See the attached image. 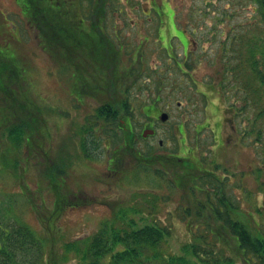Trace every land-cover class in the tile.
<instances>
[{
  "label": "rangeland",
  "instance_id": "1",
  "mask_svg": "<svg viewBox=\"0 0 264 264\" xmlns=\"http://www.w3.org/2000/svg\"><path fill=\"white\" fill-rule=\"evenodd\" d=\"M78 1L80 10L86 11L84 7L88 0ZM106 1L118 3L119 7H123L119 13L116 10L108 13L107 18L124 19L120 33L125 45L128 44L130 47L136 45L142 39L143 31L151 30L154 34H151L153 37L150 41H141L145 68L147 71L152 68L153 71L150 72L151 77L144 76L140 79V82L148 83V88L141 92L134 91L138 102L134 106L133 125L136 128L140 127L144 120L142 111L145 101L157 96L158 106L170 111L158 133V136L164 137L163 144L162 146L158 144V136L139 139L137 144L139 153L156 159L150 165L145 163L140 165L133 156L132 149L124 147L120 155L124 177L123 180L120 176L116 177L117 181L121 180L119 183L102 179L107 173L106 161L109 155L103 141L100 149H92L90 153L92 159L85 158L87 162L83 164L75 163L76 160H73L72 156L71 161L74 164L70 166V163L66 167L64 191L69 197H77L76 199L87 197V200L92 201L86 202L82 199L78 205L65 206L51 223L52 234L59 246L64 242L83 243V239L97 231L106 220L115 217V210L118 208L114 207L116 209L113 210L110 203L119 197L120 201L117 203L128 208L127 215L136 218L139 216L138 212L129 209L134 207L143 213L150 212L153 218L157 217L170 225L172 236L161 243V249L167 252L178 251L179 244L183 241L179 226L185 224L182 207L190 204L194 207V202L201 201L205 196L202 191L197 190L188 198L182 190L183 184L180 181L183 180V183L196 181L189 177L182 178L180 164L170 166L163 162L164 158L160 154L188 156L189 151L185 148L191 145L198 158L209 161L215 157L210 127L197 129L205 112L202 97L196 93L195 84L191 79L205 81L214 77L220 84L223 83L221 86L224 89L223 101L232 104L236 112L227 118L226 126L223 128L222 136L225 137L226 145L220 159L223 165L218 172H226L224 166L242 172L239 186L235 189L231 187L241 206L254 209L264 201V112L259 114L264 106V16L256 0H154L153 3L157 5L162 1L165 6L167 2L174 10L176 25L183 29L188 37V50L194 52L192 62L195 64L191 62L193 68H188L187 73H182L175 66L173 59L164 57L159 41L155 39L157 34L154 33V25L157 15L153 12L146 14L148 8L153 5L152 0ZM19 9V4L15 0H0V42L6 38L12 40L0 43V54L15 55L17 65L22 66V70L25 69V73L33 81L34 94L38 95L41 87L42 93L50 103L66 110L68 118L72 121L65 128L68 132L74 131L84 124L91 108L88 106L74 108L67 93L61 92L67 91L66 86L65 90L62 89L58 79L63 74L62 71H50L52 62L44 57L38 46L36 25L27 21ZM163 13L165 14L160 16L163 19L171 18L173 15L172 11L166 9ZM144 18L147 19L142 32L135 33V27L130 25V19ZM111 24L109 22V25ZM173 48L174 56L182 58V48L175 43ZM22 60L29 61L26 68ZM13 76L8 64L0 68V226L4 225V220L11 217L19 223L28 225L37 236H40L45 221L40 219L44 216L41 212L47 207H52V202H55L52 194L53 184L51 185L53 177L48 176L46 169L51 170L53 164L58 162L59 155L64 156L67 162L69 159L68 155L65 157V152L58 151L57 134H52L55 142L49 144L33 129V125L35 126L36 121H41V117L51 119L50 113L54 108L44 104L39 107L36 105L33 115H27V120L32 125L30 135L34 133L30 139V147L24 148V138L21 135L16 141L18 147H11L9 149L11 155L6 156L7 151L3 150L2 146L10 142L5 129L19 121V115H24L21 103L16 99L19 98L24 83L20 81L19 75L12 79ZM2 85L6 86L9 93L3 91ZM253 88H257L258 91ZM10 109L13 114L3 117L2 112L9 113ZM53 119L57 127L60 124L59 117L55 115ZM177 123H182L181 131L174 132ZM252 128L254 130H251ZM48 129L51 130L49 126ZM162 130H168V136L165 137ZM238 133L246 137L245 141L239 136L234 141ZM74 135L78 139L79 134ZM114 141V137L110 138L108 146L111 150ZM65 151L74 153L75 149ZM223 155L226 156L225 159H222ZM162 163L163 173L160 169ZM259 165L263 169L257 176L256 167ZM111 198L113 199L109 201ZM167 198L168 202L165 201ZM172 207L173 213L170 214L169 210ZM258 220L260 226L264 228V211L258 215ZM121 223L122 217L114 226L117 227ZM202 232L206 231L202 229ZM59 250L62 251V248L57 247V251ZM66 256V260L59 264H75L78 261L73 251H68ZM107 262L106 256L102 264ZM37 263L44 264L42 259Z\"/></svg>",
  "mask_w": 264,
  "mask_h": 264
},
{
  "label": "flooded vegetation",
  "instance_id": "2",
  "mask_svg": "<svg viewBox=\"0 0 264 264\" xmlns=\"http://www.w3.org/2000/svg\"><path fill=\"white\" fill-rule=\"evenodd\" d=\"M15 1L19 4L21 15L27 21L32 22L33 19L36 21L38 46L42 50L44 57L47 60L50 59L52 62L50 71H62L61 73L63 74L59 78L56 77L59 79L62 89L65 90L64 87L66 86L67 91L61 92L67 93L74 108L81 106L91 108L84 122L88 124L89 128L80 131L79 129L82 125L78 129V133L75 130L69 131V142L75 147L78 140L74 134H79V136L81 133L84 134L85 140L89 144V153H91L92 149H100L102 141L106 143L105 148L109 155L106 161L107 173L102 176V179L107 182L119 183L123 180L124 174L122 170L123 166H120V155L124 147L126 149H132V154L139 164L141 158L144 160L152 158L153 162H155L156 159L154 157L141 155L137 144L140 138L146 139L152 136H158L160 126L165 123L164 121L167 119L170 111L165 110L163 106H158L156 103L158 97L156 96L145 101L142 111L144 120L140 124V127L136 128L133 125L134 106L138 102L134 91L138 90L141 92L143 89L148 88V83L140 82V79L144 76L151 77L150 72L153 71L152 68L149 71L145 68V62L143 61L144 50L142 49L143 45L141 43L144 40H151L154 35L151 33V30L143 31L142 39L136 45L130 47V45L124 44L120 33L124 19L107 18L108 13L111 11L116 10L119 13L123 9V7L118 6V3H109L106 0L88 1L84 7L86 11L82 12L78 0ZM153 2L155 1L152 0ZM165 9L167 11L170 9L173 12L171 18L165 17L163 19L160 17L165 14L163 13ZM150 12L157 15L154 33L157 34V38L155 36V39L159 41L158 44L162 49V54L165 58L173 59L175 66L182 73H187V62H190V66L193 68L191 62L195 56L193 51L188 50V37L184 34L183 29L176 25L174 10L167 2L164 6L161 1L160 5L153 3L148 8L146 14ZM146 19H130V25L135 27V33L142 32ZM140 21L143 23L139 24ZM109 22L112 24L109 25ZM174 43L182 48V58L178 59L174 56ZM10 59H15V62ZM2 60L11 67L14 74L12 79L19 75L20 81L24 83L21 88L22 97L19 102L26 117L27 112H34L33 109L36 105L39 107V105L44 104L54 108L50 115L54 113V116H61L65 123H68V125L71 124L72 120L68 118V112L59 108L58 105L50 103L46 95L42 93L41 87L38 95L34 94L30 78L25 73V69L22 70L23 67L17 65L14 55H5ZM22 61L26 68L29 61ZM182 79L184 78L182 77ZM160 80L162 81V78ZM208 84H211L214 88L213 97L206 90ZM222 85L223 83L221 82L220 84V81L214 77L205 81L202 79L200 81L195 80V91L202 97V106L205 112L202 122L197 125V129L210 127L214 142L212 147L215 157L210 158L209 161L202 160L194 153L195 151L191 148V145L187 149L185 148L186 151H189L188 156H178L174 153L160 154V156H163L165 163L168 161H170L171 165L179 163L182 168H187V170H182V178L189 177L192 180L199 175L204 176L208 172H212L214 175H220L224 172L228 176L229 182L233 180V174L236 170L229 168L228 172H218L220 166L223 165L220 159L226 142L225 137L222 136L223 129L221 132L216 131L211 123V120L215 117H222L227 121V118L232 117L236 112V108L232 104L224 103V89L221 87ZM31 97L34 100H30ZM41 97H44V99ZM218 100L220 101V106H216L215 104ZM177 103L179 104L180 102L177 101ZM164 105L168 106V104ZM162 112L167 114L164 120L161 119ZM26 117L25 121L27 125L28 121ZM51 121V119L41 117V121H36L38 125L35 123L33 129L41 135V131L44 128L51 127L52 123L54 124ZM176 126L174 127V132L176 130L181 131L182 123H177ZM109 127L110 130L108 131ZM168 132V130H162L165 137L168 136ZM33 134L26 137L27 144L25 142L24 148L27 149L30 147V139ZM52 134V131H49L47 139L49 136L54 137ZM41 137L49 144L52 143L53 139L50 141L42 135ZM112 137L115 138V141L112 143L113 149L111 150V147L108 145ZM221 138V141H223L222 149L218 146L219 139ZM163 139L164 137L162 136L157 137V142L160 146L163 144ZM88 157H84L83 163L87 162V159H92L90 155ZM225 158L226 156L223 155L222 159ZM153 162L150 161V164ZM117 176L122 177V179L117 181ZM185 185L182 186V190L190 197L189 194L192 192V189ZM196 185L193 193L199 190L204 195V192L210 189L209 184L206 185V190L205 188H201L200 182L198 183L196 181Z\"/></svg>",
  "mask_w": 264,
  "mask_h": 264
},
{
  "label": "trees",
  "instance_id": "3",
  "mask_svg": "<svg viewBox=\"0 0 264 264\" xmlns=\"http://www.w3.org/2000/svg\"><path fill=\"white\" fill-rule=\"evenodd\" d=\"M256 1L264 16V0ZM168 11L170 12V9ZM32 22L36 24L34 19ZM8 41L12 40L6 38L0 43ZM4 56L0 54V68L5 64L2 60ZM10 60L14 61L15 59ZM187 65V68H191L190 62H187ZM30 81L33 85V81L31 79ZM191 81L195 84V80L191 79ZM1 87H4L3 91H7L5 85ZM253 89L258 91L257 88ZM206 90L213 97L214 88L211 84H208ZM7 92L9 93V90ZM21 97L20 94L19 98L16 99L20 100ZM30 100H34L33 97ZM215 104L220 106V101L218 100ZM9 105L11 106V103ZM1 108L3 110L2 105ZM262 112H264V106L260 109L259 114ZM2 114L5 117L13 113L10 109L9 113H4L3 111ZM27 115L30 116L33 113L29 111ZM50 116L51 122L55 124V119H52L54 113ZM25 117V114L19 115V121L10 124L5 129L10 142V144L6 143L5 146H2V149L7 151L6 156L11 155L9 153L11 147H18L16 141L21 138V135L24 138V145L26 137L30 136L32 125L29 122L26 125ZM58 120L60 124L56 127L52 123L50 131L53 134H57L58 151L65 152V157L68 155L67 159L69 161L67 162L64 156L59 155L57 159L59 163L56 161L57 163L53 164L54 166L51 167V170L46 169L48 176L50 178L53 177L51 180L53 191H51L53 197H55V202H52V207H47L41 212L44 215L40 218L41 221L45 219L42 235L37 236L28 225L19 223L11 217L4 220V225L0 226V264H38L37 262L40 259L43 260L44 264H59V262L66 260L68 251H73L75 256H77L78 261L75 264H102L106 256L108 257L107 264H264V228L260 226V221L258 220V215L264 211V201L259 203L254 209H247L241 206L231 188L232 186L234 189L238 187L241 181L242 172L239 173L237 171L233 174L234 181L230 182L226 173L214 175L212 172H208L204 176L199 175L192 179L200 182L201 188H205V190L206 185L209 184L210 189L204 192L205 197L201 201L194 202V207L192 204L182 207V218H184L185 224H179L181 229L179 233L183 241L180 242L178 251L167 252L161 249V243L172 236L170 225L162 222L157 217L153 218L150 212L143 213L137 211L134 207H129V209L135 213L138 212L139 216L136 218L127 215L128 208L126 209L120 203H117L120 201L119 197L109 200L113 199L110 203L113 210L116 209L114 207L118 208L115 210L116 213L113 219L106 220L97 231L83 239V243L64 242L62 246H59L52 234L53 226L51 223L54 218L65 206L78 205L82 202V199L86 202L92 200H87V197H80L79 199H76L77 197H69L64 191L66 167L70 163V166L74 164L71 161L72 156H74L73 160H76L75 163L83 164V158L88 157L90 153L85 135L80 134L77 139V145L74 147L69 142L68 130L65 128L68 123H65L61 116ZM225 120L222 117H215L211 120V123L216 131L221 132L225 126ZM87 128H89L88 124L84 123L80 129L78 127L75 131L78 133V129L81 131ZM109 130L110 127L108 128ZM251 130L254 129L252 128ZM63 131L65 132L63 133ZM241 133L244 134V131L241 130ZM48 134V128H44L41 131V135L46 139ZM237 136L242 141L246 139L245 136L238 133L235 135L234 141ZM52 139H55V137L49 136L47 140L51 141ZM259 139L260 137H258ZM219 140L218 146L222 149V138ZM52 141L55 142V140ZM65 149H75V151L74 153L68 151V153ZM150 161L152 162L153 159L144 160L141 158L140 165L143 163L148 165ZM166 163L171 166L170 161ZM163 166L160 168L162 173ZM184 169L187 170L186 167L182 168V170ZM262 169L261 165L256 167L257 176L261 174ZM225 170L228 172L229 168L225 167ZM180 182L192 189L190 196L194 195L193 191L196 189V182ZM161 199L163 198L161 197ZM168 200L169 198L165 201L168 202ZM173 207L169 210L170 214L173 213ZM120 217L123 218V223L115 227L114 224ZM202 229L206 232H202ZM57 247H61L62 251H57Z\"/></svg>",
  "mask_w": 264,
  "mask_h": 264
},
{
  "label": "water",
  "instance_id": "4",
  "mask_svg": "<svg viewBox=\"0 0 264 264\" xmlns=\"http://www.w3.org/2000/svg\"><path fill=\"white\" fill-rule=\"evenodd\" d=\"M166 117H167V114H166L165 112H162V113H161V119L164 120V119H166Z\"/></svg>",
  "mask_w": 264,
  "mask_h": 264
}]
</instances>
